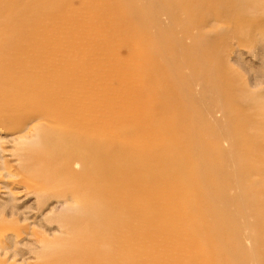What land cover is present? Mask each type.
<instances>
[{"label": "bare ground", "instance_id": "6f19581e", "mask_svg": "<svg viewBox=\"0 0 264 264\" xmlns=\"http://www.w3.org/2000/svg\"><path fill=\"white\" fill-rule=\"evenodd\" d=\"M209 1L79 0L77 8L72 0H0V125L21 133L15 156L24 169L77 192L53 218L64 236L40 239L58 244L53 259L60 263L52 264H165L162 253L138 243L141 232L148 245L159 240L164 249L163 240L149 235L154 228L163 237L181 235L175 247L186 252V264H264V246L256 253L246 243L254 231V241H264V192L248 186L252 171L264 187V132L254 112L239 115L232 93L237 87L249 108L257 103L220 68L208 80L214 61L213 55L202 60L205 42L184 46L162 21L165 15L172 26L181 23V13L191 25ZM215 1L229 7L225 12L264 7V0ZM215 37L230 40L223 30ZM131 56L139 58L130 66L131 73L141 70V89L121 79ZM198 82L195 95L191 85ZM210 90L225 113L213 138L205 137L211 128L203 124ZM215 139H231L235 156H225ZM12 175L0 168V189ZM159 185L167 188L163 196L151 193ZM10 201L0 218L19 216Z\"/></svg>", "mask_w": 264, "mask_h": 264}, {"label": "rangeland", "instance_id": "374dc122", "mask_svg": "<svg viewBox=\"0 0 264 264\" xmlns=\"http://www.w3.org/2000/svg\"><path fill=\"white\" fill-rule=\"evenodd\" d=\"M72 4L78 8L79 0H72ZM228 8L226 6L223 9L215 0H210L208 5L204 6L202 11L200 10L197 22L191 25H185L184 22L188 17L181 13H179L181 23L172 26L165 15L162 16V21L165 27L170 26L173 28L175 35L182 40L184 46L193 44L194 40L205 42L201 48L202 60L207 55H213L214 61L211 70L208 71L206 67L208 80L215 75L217 68H220L227 78L242 88L244 94L246 89L253 96L257 104L249 108L245 105L246 95L237 93L240 91L236 87L237 92L232 93V104L242 118H246L251 112H254L256 114L254 119L259 124L258 132L261 133L264 132V7L251 10L243 6L242 10L229 9L225 12ZM37 16L51 17L48 14H37ZM214 26L217 30L214 29ZM186 29L188 31L185 34ZM221 30L226 33L227 39H230L227 43H224L221 38L215 39V32ZM239 30H242L243 34H240ZM232 33L234 34L233 37ZM124 34L128 43L127 50L132 52L133 40L128 33ZM183 36L184 39H182ZM131 57L133 60L128 58L127 65L124 68L126 73L122 74L126 77L123 78L121 75V79L122 82L126 83V86L129 82H137V87L141 89V70H136L135 73L132 71L131 73V66L134 62L137 64L139 58L136 56ZM201 87L202 85L199 82L191 85L195 95L201 93ZM210 93L211 97L205 98L204 103L206 114L204 115L203 124L211 128V131L205 132L207 138H213L217 133L216 127L225 124L222 100L214 90H210ZM140 102H143V99ZM150 117L155 118L154 115H150ZM241 121L245 120L241 119ZM0 128V168H7L13 174L11 180L6 184V188L0 189V209L7 203V199H11L10 203L15 204L14 207L17 208L16 211L19 213V216L0 218V244L3 245L2 252H5L0 255V260L5 261L6 264H52L54 261L60 263L58 260L53 259L54 256H57L54 248L58 244L55 245V242H53V247L46 246L40 239L45 238L54 241L55 237L64 236V233H61L60 226L53 218L57 216L55 214L64 212V206L71 201L73 194H77V192L71 191L72 188L67 184L57 183L56 181L60 180L56 177L37 178L31 169L29 171L24 169L15 156L19 152L18 135L21 133H18L14 127H7L4 124H1ZM29 135L33 136L32 134ZM215 141L221 146L225 156L227 155L228 158L235 156L237 149L231 139H215ZM253 159L254 156L251 155L250 160ZM260 159H262L261 165L264 166V158L261 157ZM256 163L253 165L256 166ZM250 172L248 186H251V188L253 185L258 186L260 190L253 192V194L262 195L264 187H262L261 176L252 171ZM150 190L151 193H156L158 196H163L168 192L163 185H159L158 189L152 190L151 188ZM91 193H94V191L91 190ZM69 197L70 199H68ZM96 198H99V195ZM192 205L199 207L201 205L200 198L193 200ZM177 214L179 216L184 215L183 213ZM24 215L26 216L25 221L22 219ZM245 219L250 224L255 223L254 218L250 215ZM164 223L165 220L161 216L158 226H162ZM202 226L203 223L200 221L199 228ZM137 227H143L141 220H137ZM149 235L154 240H163L164 249L163 246L158 245L159 240L157 245H148L144 241L141 232L137 236L138 243L143 247L153 248L159 256L162 253V260L165 264H186L184 262L189 260L186 252H181L178 250L180 247H175L176 243L180 245L178 238L181 235L175 234L178 238L173 235L163 237L156 233L155 228L149 232ZM257 235L259 236V234ZM255 236L256 232L254 231L250 234V241L246 243L256 253H261L264 241L262 243L255 242ZM208 239L207 237L201 239L205 251H208L206 247ZM180 241L188 250L191 249V242L188 239L180 238ZM197 256L198 253L195 250L190 253V258L193 260ZM194 264L199 263L195 260Z\"/></svg>", "mask_w": 264, "mask_h": 264}]
</instances>
